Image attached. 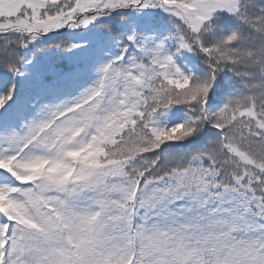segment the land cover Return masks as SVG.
I'll return each mask as SVG.
<instances>
[{"label":"snow or ice","instance_id":"1","mask_svg":"<svg viewBox=\"0 0 264 264\" xmlns=\"http://www.w3.org/2000/svg\"><path fill=\"white\" fill-rule=\"evenodd\" d=\"M0 264H264V0H0Z\"/></svg>","mask_w":264,"mask_h":264}]
</instances>
